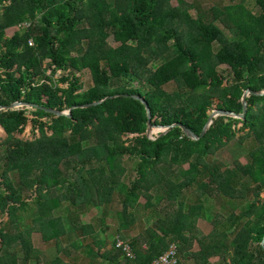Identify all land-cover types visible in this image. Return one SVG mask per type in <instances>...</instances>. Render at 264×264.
<instances>
[{"label":"trees","instance_id":"1","mask_svg":"<svg viewBox=\"0 0 264 264\" xmlns=\"http://www.w3.org/2000/svg\"><path fill=\"white\" fill-rule=\"evenodd\" d=\"M229 1L237 3L210 8L207 19L191 15L192 5L183 0H0V215L6 217L0 221V264H70L61 256L42 263L30 240L63 204L72 208L64 218L68 245L56 239L57 252L67 258L84 238L104 248L79 217L93 193L105 207L116 192L119 238L133 259L113 248L98 257L107 264H149L172 243L195 264H264V95L246 94L243 118L237 116L245 90L264 92V0H255L258 13L244 0ZM216 21L237 35L215 48L221 33ZM24 22L5 35L6 27ZM83 70L90 75L87 86ZM213 110L231 114H215L201 134ZM28 124L32 138H19ZM150 126L158 130L151 137ZM237 134L239 142L253 141L247 163L210 169L207 156ZM124 157L135 160L129 185L117 175L124 172ZM12 173L35 199L30 226L19 223L26 201ZM172 174L183 179L174 182ZM246 178L250 184H241ZM192 185L196 202L185 204L183 192ZM204 196L224 197L239 212L225 219L216 214L211 231L201 235L196 221L203 217ZM140 198L144 210L162 218L127 237ZM194 241L198 249L191 251ZM84 252L97 257L89 246Z\"/></svg>","mask_w":264,"mask_h":264},{"label":"rangeland","instance_id":"2","mask_svg":"<svg viewBox=\"0 0 264 264\" xmlns=\"http://www.w3.org/2000/svg\"><path fill=\"white\" fill-rule=\"evenodd\" d=\"M185 3H188L192 5V9H190L189 13L191 15L199 14V15H205L207 19H209V9L210 8H222L226 5L237 3L231 2L229 0H183ZM172 4H175V0H171ZM244 5L252 11L253 13H258V8L255 5V0H244ZM217 28L220 30V35L217 38V41L213 45V47H217V45H221L228 40L235 39L236 38V31L235 30H229L225 29L219 22L214 23ZM108 42L111 45H116V42L113 40L112 36L108 37ZM160 61L157 63L152 62L150 66L152 68H155L157 64H159ZM221 69H224V75L228 76L227 78H230V75L228 73V69L225 66H220ZM80 74V73H78ZM81 80L84 83V86H87L90 83V75L87 70H83L80 74ZM134 84V83H133ZM167 91H171L173 89V85L169 84L165 87ZM157 129L153 126L149 127L148 136L151 137L155 133H157ZM241 134H237L236 138L224 147L215 150L211 155L207 156V163L210 167V169H213L216 167L218 170L222 171L223 169L234 168V162L238 161L240 164L245 165L248 161V152L254 146L253 141L244 139L243 142H239L238 137ZM21 139H31L32 138V131L31 126L28 124L23 132L18 135ZM5 138L4 131L0 128V141L1 139ZM85 154H88V152H85ZM182 168L187 169L188 164L187 162L181 163ZM120 167L124 170L123 174L119 175V180L121 183L125 185H129V183L133 180L135 177V160L129 159L127 157H124L121 161ZM9 179L13 185V187L18 191L21 198L24 199L26 202H24V205L22 209L18 212L19 217V223L22 225H29V220L32 217H35L36 212V204L34 197L30 196V193L26 191L24 188L20 187L18 184L17 175L15 173H12L9 175ZM170 179L174 182H179L183 178L172 174L170 176ZM250 184V181L248 178L243 181L242 183ZM206 183L210 182V178L205 179ZM102 184L104 186H109V178L107 175H105L102 178ZM196 185H192L190 188L186 189L183 192L182 199L184 203L191 204L196 202V196L194 194V189ZM155 196L162 195V190L155 191ZM262 197L264 198V194H262ZM145 200L144 198H140L138 200L137 205V211L135 213V223L129 228L128 232H125V234L128 236H134L137 233H142L143 230L151 225L155 220L162 218V214L159 212L150 214L148 211L144 210L142 208V205L144 204ZM153 202V201H152ZM161 202V204H163ZM203 204H204V211H203V217L198 219L196 221V229L199 231V234L206 235L208 234L212 229L211 220L215 217L216 214L220 215L222 219H225L227 215L234 211V213L239 212V208L236 207V204L233 202H228V200L221 196H212V197H203ZM162 207V205H159ZM72 209L70 206H67L66 204H63L62 207L57 208L52 212L53 219L51 221H48L44 223L41 226V229L37 232H32L30 235V240L32 243V246L37 249L38 251V259L42 263H49L53 258L57 256H61L65 260V262H68L70 264H107L103 260L99 259L98 257L104 252L113 250V248H116L117 242H122L119 238V231L121 230L119 228V223L122 222V216H121V205L119 201L118 193H114V197L112 198L111 202L103 207L102 205L98 206L95 202V195L92 194V202L91 205L82 207L81 208V214L79 217L80 223L82 225H91L92 228L96 231L94 238L96 241H102L105 245L104 248L98 250L96 245H92V241L89 238H84L79 240V244L82 245L80 250H69L68 257H64L63 255H60L57 252V246L55 240L57 239L58 242H60L63 246H67V242L65 240L66 231L64 229V218L66 216L67 210ZM104 214V215H103ZM6 217L4 215H0V221H4ZM103 219V225L100 224V220ZM30 226V225H29ZM85 246H89V248L92 250L93 254L97 257L95 259L88 257L85 254ZM198 249V246L196 242L194 241L192 244L191 251H196ZM217 261V258L210 259V263H214ZM178 262L181 264H195L193 259L191 257H188L187 259H182L178 255Z\"/></svg>","mask_w":264,"mask_h":264},{"label":"built area","instance_id":"3","mask_svg":"<svg viewBox=\"0 0 264 264\" xmlns=\"http://www.w3.org/2000/svg\"><path fill=\"white\" fill-rule=\"evenodd\" d=\"M31 44V40H29ZM116 248L121 249L128 259H133V254L127 244L117 242ZM178 262V244L172 243L159 256L154 258L149 264H177Z\"/></svg>","mask_w":264,"mask_h":264},{"label":"water","instance_id":"4","mask_svg":"<svg viewBox=\"0 0 264 264\" xmlns=\"http://www.w3.org/2000/svg\"><path fill=\"white\" fill-rule=\"evenodd\" d=\"M248 93L253 94V95H264V92H250L249 90H245V91L242 93V96H241L242 114L237 115V116L240 117V118H243V113H244V111H245L244 98H245L246 94H248ZM133 97H134L135 99H139V98L136 97V96H133ZM140 101L144 104L145 109H146V112H147V117L149 118V112H148V108H147L145 102H144L142 99H140ZM91 103H94V102H91ZM91 103H87V104H85V105H88V104H91ZM13 105H16V104H12L11 106H13ZM52 111L55 112V113H57V114H60V113H61V112H58V111H56V110H52ZM215 114H231V113L224 112V111H219V110H213V111L209 114V116H208V120H207V123H206V125L203 127L201 134H203V132L206 130V128H207V126H208V123H209L210 119H211ZM183 131H184V133H185L187 136H189V137L192 138V139H195L194 135H193L190 131H188L186 128H183ZM261 245H262V247L264 248V237L262 238Z\"/></svg>","mask_w":264,"mask_h":264},{"label":"crops","instance_id":"5","mask_svg":"<svg viewBox=\"0 0 264 264\" xmlns=\"http://www.w3.org/2000/svg\"><path fill=\"white\" fill-rule=\"evenodd\" d=\"M27 23L24 22V23H21V24H14V25H11L9 27H6L4 32H5V35L6 36H10L12 35L15 31H18L21 27L23 26H26Z\"/></svg>","mask_w":264,"mask_h":264}]
</instances>
